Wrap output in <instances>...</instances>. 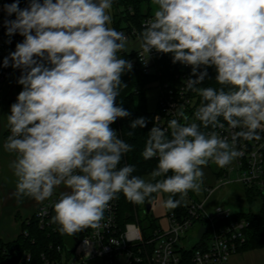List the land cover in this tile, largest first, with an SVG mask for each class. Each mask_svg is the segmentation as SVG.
Listing matches in <instances>:
<instances>
[{
    "label": "clouds",
    "instance_id": "obj_1",
    "mask_svg": "<svg viewBox=\"0 0 264 264\" xmlns=\"http://www.w3.org/2000/svg\"><path fill=\"white\" fill-rule=\"evenodd\" d=\"M112 3L3 5L8 17L15 15L4 20L5 34L23 37L2 64L21 70L17 83L23 86L6 116L10 134L3 143L15 154L9 165L14 195L43 203L63 187L51 217L61 234L100 227L120 193L135 204L167 193L165 205L175 209L189 191L200 192L203 166L230 165L243 154L238 141L260 140L264 131V0H151L153 15L139 33L140 57L171 54L173 64L190 67L184 90L197 94L200 105L191 117L178 110L167 127L153 118L141 152L157 160L151 180L133 175L134 165H121L134 146L112 125L131 116L117 97L133 64L119 55L127 36L109 26ZM209 69L217 87H199L212 78ZM148 123L143 116L130 120L127 135ZM225 126L228 136L216 131Z\"/></svg>",
    "mask_w": 264,
    "mask_h": 264
},
{
    "label": "built area",
    "instance_id": "obj_2",
    "mask_svg": "<svg viewBox=\"0 0 264 264\" xmlns=\"http://www.w3.org/2000/svg\"><path fill=\"white\" fill-rule=\"evenodd\" d=\"M11 0H0V157L3 143L10 134L6 116L10 113V105L16 101L23 86L17 83L21 75L20 69L2 66L4 57L15 50V45L22 42L23 37L15 34L9 38L5 33L3 5ZM114 1V0H113ZM133 12L132 7L129 8ZM143 17L139 24L124 22L119 28L133 40L137 47L131 52L129 60L132 70H138L158 83V110L154 122L167 127L170 119L178 118L176 112L183 110L189 117L200 105V97L192 91H185L184 80L190 74V67L171 62V54H159L153 51L148 57L140 47L139 33L144 22L151 18ZM11 40L9 43L8 41ZM201 87L200 85H198ZM146 86L135 87L138 95ZM222 119V118H221ZM223 122V121H222ZM112 127L123 139L118 127ZM205 132L211 129H202ZM222 136H228L229 130L217 129ZM259 131V130H258ZM260 140L238 141L242 155L234 160L231 166L222 169L219 174L221 184L225 177L234 172V181L241 183L245 189H252L264 194V131H259ZM123 164V159L121 165ZM216 188H208L209 194L204 200L190 196L185 205V213L175 209L169 213L167 229L157 227L146 235L136 212V221L121 222L119 214L120 194L110 202L104 213V219L98 228H85L73 235L61 234L58 226L51 222L54 215L52 204L58 199L60 188L50 200L37 203L34 212L22 220L21 230L13 239H0V264H179L182 260V249L188 246L183 241L188 231L197 226L198 241L193 245L190 264H229L230 257L247 243L249 221L245 217H236L237 212L222 205L207 207L209 196Z\"/></svg>",
    "mask_w": 264,
    "mask_h": 264
},
{
    "label": "rangeland",
    "instance_id": "obj_3",
    "mask_svg": "<svg viewBox=\"0 0 264 264\" xmlns=\"http://www.w3.org/2000/svg\"><path fill=\"white\" fill-rule=\"evenodd\" d=\"M143 8L146 12H150L153 15V5L151 0H143ZM125 11V6L118 5L114 1L112 8L109 12L111 16L110 27L115 28L114 19L120 12ZM124 24V23H122ZM137 47V43L133 40H127L125 51L131 52ZM133 69V68H132ZM146 86L144 91L147 107L149 111L155 113L158 110L159 103V88L158 83L149 81L141 85V88ZM139 96H136L138 100ZM15 159V154L8 153L3 149L0 157V239H13L16 234L21 230L22 220L29 214L34 212V208L37 203L31 198L22 197L19 200L14 195L15 192V177L13 171L10 168V162ZM234 161L228 165L231 166ZM227 167V166H226ZM225 168V167H224ZM218 167L214 162L209 161L207 166H203V184L200 192L189 191L190 196L194 199L204 200L209 194L208 188H216L214 193L209 196L207 207L210 209L217 205H222L231 209L237 213H247L249 211L258 212L261 209V201L248 202L245 196L244 186L233 180L234 172L225 177V183L221 184L219 174L222 169ZM146 181L151 180L150 172L145 173L142 176ZM159 179V178H158ZM60 190L57 189L56 192ZM170 194L167 193H153L148 198L152 204L150 213H146V201L143 204H136V210L134 209V217L131 221H136V212L139 220L141 221L144 231L150 232L151 226L157 224L159 227L167 229L169 221V213L174 209H169L165 205V201ZM190 196L186 195L183 198L184 203H188ZM146 200V199H145ZM197 226L195 225L188 231V237L184 239V243L188 246H193L198 241L196 233ZM229 264H264V248L246 249L234 253L230 259Z\"/></svg>",
    "mask_w": 264,
    "mask_h": 264
},
{
    "label": "trees",
    "instance_id": "obj_4",
    "mask_svg": "<svg viewBox=\"0 0 264 264\" xmlns=\"http://www.w3.org/2000/svg\"><path fill=\"white\" fill-rule=\"evenodd\" d=\"M12 2H14V0H11L9 4ZM27 2L28 0H20V7H26ZM114 2L118 5L123 4L125 6V11L118 13L116 15V18L114 19L115 29L117 31H119V28L124 22L132 21L137 25L141 22L144 16L150 15V12H146V10L142 6L143 0H114ZM130 7H132L133 12L129 11ZM13 16L15 15L13 14ZM119 55L124 59L129 60L130 58V54H127L125 52H121L119 53ZM209 74L212 78L206 79L203 84L200 85L201 87H217V84L215 82V71L213 69H209ZM121 79L127 85V87L122 88L120 95L117 97V103H122V106L131 113V116L125 119H118L114 124L120 130L123 140L134 146V150L124 156L123 164L134 165L135 171L133 175H137L142 178L143 174L149 172L151 173L152 170L157 166L156 158L145 160L141 156V152L147 139V132L153 126V118L155 113L149 111L144 91L137 95L135 93V87L138 85L146 84L149 81L150 77L144 75L138 70H132L123 74ZM136 96H139L138 100L136 99ZM141 116L148 118L149 123L147 127L144 129H136L135 135L129 137L127 135V132L129 131L128 125L130 120ZM170 174L171 173H169V175ZM119 196L120 220L121 222L131 221V219H133L134 217V209L136 210V204L128 201L123 193H120ZM245 196L248 202L252 203L259 200L261 201L262 205L260 211L258 212L249 211L247 213L235 214L236 217H245L249 221V227L247 229V243L241 249V251H244L246 249L264 248V194H261L252 189H245ZM172 198L180 199V196L177 194ZM145 201L146 203H148L150 200L146 198ZM175 210L180 214L185 213V205L183 200L180 206L176 207ZM139 222L142 226L140 220ZM151 227V229H155L159 226L157 224H154ZM144 233L146 235L149 234V232L147 233L146 231H144ZM194 249V246L182 249V260L179 264H190Z\"/></svg>",
    "mask_w": 264,
    "mask_h": 264
},
{
    "label": "water",
    "instance_id": "obj_5",
    "mask_svg": "<svg viewBox=\"0 0 264 264\" xmlns=\"http://www.w3.org/2000/svg\"><path fill=\"white\" fill-rule=\"evenodd\" d=\"M151 209H152V204L150 202L146 203V208H145L146 213H150Z\"/></svg>",
    "mask_w": 264,
    "mask_h": 264
}]
</instances>
